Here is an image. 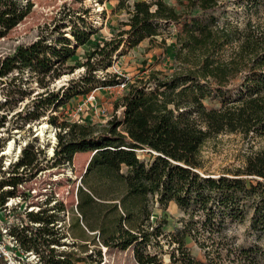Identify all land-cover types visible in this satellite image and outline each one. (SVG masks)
Listing matches in <instances>:
<instances>
[{"label": "trees", "instance_id": "16d2710c", "mask_svg": "<svg viewBox=\"0 0 264 264\" xmlns=\"http://www.w3.org/2000/svg\"><path fill=\"white\" fill-rule=\"evenodd\" d=\"M21 1L0 0V37L29 11L31 4L22 6ZM116 1L126 19L87 55L81 64L84 72L77 78L49 88L64 71L65 61L93 33L82 19L84 29L73 24L68 36L59 32L50 42L39 37L0 60V77L9 79L8 85H18L17 76L26 72L43 88L15 115L28 125L49 109L56 110L73 97L86 94L95 84L112 87L124 83L115 73L106 71L98 79L95 72L109 68L113 56L125 48L151 40L171 25L177 27L178 51L194 53L196 60H185V68L172 75L152 72L130 82L116 103L118 114L101 129L57 122L56 115L48 116V123L59 129L48 160L55 165L69 164L75 153H91L80 179L83 187L77 188L76 208L82 222L98 232L104 246L121 250L131 247L139 264H161L155 253L146 252L151 246L160 249L161 239L171 247L169 264H218L192 256L185 237L211 239L222 234L228 224L244 221V234H254L257 240L236 245L233 251L244 264H259L264 258V246L258 242L264 240V149L246 155L240 168L217 175L201 172L199 150L210 137L222 133L264 136V35L246 31L242 36L230 24L219 26L214 16L216 0H189V12L183 17L164 0ZM233 43L237 50L232 56L228 60L218 58ZM27 94L21 90L20 98ZM6 97H10L9 92ZM206 100L216 102L217 107H206ZM5 121L3 114L0 127ZM37 153L33 144L26 143L19 158L10 163V174L0 179V190L4 186L11 189L0 191V203L16 195L15 188L24 180L25 172L40 170ZM94 178L101 186L90 180ZM153 201L163 207L173 201L187 221L163 232L164 223L149 220ZM49 210L62 211L63 207L59 204L28 214L31 220L44 224L37 231L49 232L48 224L56 220V214L44 216ZM34 241L26 244L34 245ZM46 261L76 264L69 256L56 258L52 254Z\"/></svg>", "mask_w": 264, "mask_h": 264}, {"label": "rangeland", "instance_id": "374dc122", "mask_svg": "<svg viewBox=\"0 0 264 264\" xmlns=\"http://www.w3.org/2000/svg\"><path fill=\"white\" fill-rule=\"evenodd\" d=\"M164 1L173 6L182 17L189 12V0ZM27 2L31 4L27 14L0 37V60L14 52L18 46L28 44L39 37H44L50 42L59 36V32L68 36L73 24L84 29L81 19L90 26L91 29L88 30L93 31L89 40L78 46L74 55L65 61L62 69L64 71L51 82L49 88H57L65 84L68 79L81 75L84 72L81 64L87 55L97 45L111 37L119 28L120 22L127 17L123 9L116 7V0H22L21 5L24 6ZM216 2L214 16L218 19L219 26L230 24L236 27L242 36L246 31L264 35V0H216ZM177 32V27L171 25L166 30H161V33L151 40L144 39L132 48H125L120 54L113 56L109 68L97 70L96 77L102 79L106 71L115 73L124 79L125 84L122 87L124 89L130 82L138 78H146L152 72H157L160 76H169L182 71L185 68L184 61H194L196 55L178 51ZM233 44L226 46L218 58L228 60L237 50V45ZM69 67H74L72 72L69 71ZM17 77L15 82L18 85L16 86L8 85L9 79L0 77V116L5 114L6 118L0 127V179L10 174L8 173L10 163L19 158L26 143H31L33 150L36 149L39 152L37 155L40 160V170L36 172L31 170L23 174L24 180L16 186V195L10 201H21V205L26 210L30 207L33 210L51 208L59 204L63 207L62 211L49 210L44 213V216L56 214V220L53 221V226L48 224L49 232L37 231V235L35 234V238L38 239L37 245L47 250L52 246L53 251L49 252L50 257L51 254L56 258L69 256L76 264H139L133 256L131 247L121 250L114 246H104L100 242L98 232L89 230L82 222L76 208L77 188L83 187L80 179L85 173L91 153L77 152L69 164L55 165L52 160H48V154L53 152L56 144L55 133L57 132V129L48 123V116L56 115L57 122H76L77 120V123L93 125L96 129H101L112 115L118 114L119 108L116 109V103L123 89L95 84L86 94L73 97L65 106L58 107L56 110L49 109L27 125L15 113L22 110L23 106L43 88L37 85L34 76L30 77L26 72ZM19 88L29 94L20 98ZM8 92L10 97H6ZM91 92L94 97L89 101L87 96ZM5 99H7L6 103H4ZM205 105L208 108L217 107V103L210 100H206ZM41 122L47 124L44 129L45 138L36 136L34 131L35 126ZM49 132L54 138L48 136ZM12 141L10 153L3 155L9 142ZM50 146L51 151H49ZM259 149H264V136L244 137L239 133H222L210 137L199 150L201 172L217 175L235 170L243 165L246 155ZM90 180L97 186H101L98 178ZM6 189L11 187L1 188V190ZM47 200H49L48 203H46ZM150 211V222L164 223L162 230L165 233L181 227L183 220L187 221L184 212L173 201L164 207L153 201ZM39 224L43 228L44 224ZM246 226L247 221L230 223L220 235H214L211 239L195 235L196 240L193 236L187 235L185 243L190 254L198 260L208 259L218 264H244L240 258H236L233 247L243 242L257 240L254 234L247 236L244 234ZM52 240L55 241L52 242ZM158 242L160 249L151 246L146 249V252L155 253L156 259L161 264H169L171 247L163 239ZM258 242L264 246V240H258ZM199 244L204 247L202 248ZM69 251L74 252V255H68ZM259 264H264V258L259 261Z\"/></svg>", "mask_w": 264, "mask_h": 264}, {"label": "built area", "instance_id": "2783aa9c", "mask_svg": "<svg viewBox=\"0 0 264 264\" xmlns=\"http://www.w3.org/2000/svg\"><path fill=\"white\" fill-rule=\"evenodd\" d=\"M124 84L121 83L111 88L121 90ZM92 93L87 96V100L93 99ZM56 129L58 132L59 129ZM52 153L48 154V158ZM11 198L0 203V264H47L46 259L50 257L49 252L52 246L49 250L39 248L35 233L37 229L42 227L39 224L41 222L33 221L28 216L30 212L37 213L40 209L33 210L30 207L26 210L21 205V201L11 202ZM50 225L53 226L54 224ZM32 240H35L34 245L28 246L26 243Z\"/></svg>", "mask_w": 264, "mask_h": 264}, {"label": "bare ground", "instance_id": "6f19581e", "mask_svg": "<svg viewBox=\"0 0 264 264\" xmlns=\"http://www.w3.org/2000/svg\"><path fill=\"white\" fill-rule=\"evenodd\" d=\"M63 78V77H62ZM63 80V79H62ZM61 83V82H60ZM47 127V124L45 122H41L40 124L38 123V125L35 126V129L34 131L36 132V136H39L41 138H45V134H46V131L44 130L45 128ZM16 132V131H15ZM50 138H54V136H52V134L49 132V135H48ZM11 141V140H10ZM13 141L12 142H9V145L8 147L6 148L7 150L5 152H3L2 154L3 155H7L10 153V149H11V145H12ZM51 147V146H50ZM52 150V147L49 149V151Z\"/></svg>", "mask_w": 264, "mask_h": 264}, {"label": "crops", "instance_id": "0c3cea01", "mask_svg": "<svg viewBox=\"0 0 264 264\" xmlns=\"http://www.w3.org/2000/svg\"><path fill=\"white\" fill-rule=\"evenodd\" d=\"M76 97H79V96H76Z\"/></svg>", "mask_w": 264, "mask_h": 264}]
</instances>
